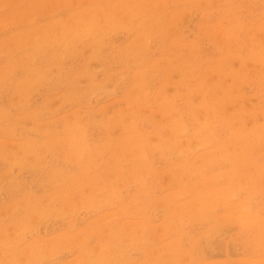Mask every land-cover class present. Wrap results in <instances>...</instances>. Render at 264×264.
Returning <instances> with one entry per match:
<instances>
[{
    "label": "rangeland",
    "instance_id": "obj_1",
    "mask_svg": "<svg viewBox=\"0 0 264 264\" xmlns=\"http://www.w3.org/2000/svg\"><path fill=\"white\" fill-rule=\"evenodd\" d=\"M0 264H264V0H0Z\"/></svg>",
    "mask_w": 264,
    "mask_h": 264
}]
</instances>
